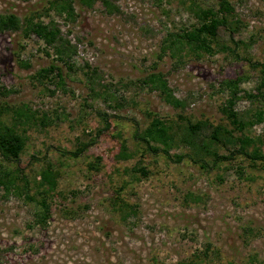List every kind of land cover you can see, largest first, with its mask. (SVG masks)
I'll list each match as a JSON object with an SVG mask.
<instances>
[{"label":"rangeland","instance_id":"rangeland-1","mask_svg":"<svg viewBox=\"0 0 264 264\" xmlns=\"http://www.w3.org/2000/svg\"><path fill=\"white\" fill-rule=\"evenodd\" d=\"M50 1L0 0L2 14L54 20L76 48L69 69L35 35L0 32L1 119L25 138L17 163L0 156V175H25L33 196V178L49 162L57 182L47 196L45 224L37 222L39 209L25 192L0 186V264H248L252 256L264 263V162L240 154L216 165L210 157L204 166L187 156L177 162L151 153L135 136L154 117L179 123L183 116L231 129L220 112L227 98L221 82L237 77L257 98L240 99L236 109L264 112V88L257 90L264 0H228L240 28L233 41L220 29L218 43L230 50L182 51L180 60L165 38L195 25L194 10L217 8V0H108L117 7L112 13L103 0L91 6L72 0L74 21L49 9ZM52 63L64 88L55 73L35 77ZM152 72L167 80L183 108L142 84ZM98 111L108 115V128ZM250 136L259 138L264 153V121ZM91 141L78 156L69 154ZM123 141L132 154L127 160L116 157ZM175 153L190 148L170 150ZM134 166L147 174L133 172Z\"/></svg>","mask_w":264,"mask_h":264},{"label":"trees","instance_id":"trees-1","mask_svg":"<svg viewBox=\"0 0 264 264\" xmlns=\"http://www.w3.org/2000/svg\"><path fill=\"white\" fill-rule=\"evenodd\" d=\"M218 6L202 8L197 7L194 10L196 24L189 29L183 30L181 33H169L164 40V45L170 50V54L181 59L182 51L185 55L188 51L199 56L203 54L213 55L219 51L230 50L226 44L218 43L219 31L230 35L233 41L234 32L239 31L240 22L235 18L234 7L228 0H217ZM80 4L91 6L93 0H79ZM107 11L112 13L117 10V7L112 5L108 0H103ZM50 8L54 12L64 17L68 21H74L77 17L72 0H51ZM24 38L35 35L40 39L45 47H51L56 56V60L66 64L69 69H72L73 64L69 61L76 52L74 45L68 39L63 37L61 29L54 20L48 22L35 21L34 16L24 17L23 21L13 13H0V32L19 31ZM165 48L161 49L164 53ZM49 55L47 50H44ZM180 58V59H179ZM25 66H29L27 63ZM88 67V65H86ZM261 81L257 87L258 94H262L264 88V64H261ZM51 73H55L57 77L56 84L64 88L65 82L61 74L60 68L56 64H50L45 68L39 69L35 77L38 79L47 78ZM242 78L223 80L221 88L227 91V98L220 106V112L227 119L231 129L223 126H211L208 122L197 121L192 122L183 116H180L181 122L164 121L158 117H154L151 122L140 132L136 130L135 136L144 145V147L153 154L162 152L167 159H173L177 162L185 156L189 157L195 163L206 165V158L210 157L212 164L216 165L221 160H229L235 154H240L248 157L252 161L260 160L264 162V153L261 152L256 141L259 138L250 136V131L254 125L264 121L263 110H246L240 112L236 109L237 103L242 98L253 100L257 95L252 92L242 90L240 88ZM142 84L149 87L150 90L158 91L161 99L168 105L174 108H183V100L174 96L172 89L169 87L167 80L159 73L152 72L142 79ZM94 94L97 91L90 88ZM244 93V95L241 94ZM19 114L22 110L17 111ZM99 117L105 122V129L109 127L108 115L106 112L98 111ZM2 111L0 110V156L4 161L17 163L20 153L23 150L25 138L20 135L14 126L5 124L2 119ZM26 119L29 116L25 117ZM210 127V129H208ZM208 129V134H203V130ZM233 131L239 133L235 135ZM91 142H80L75 151L69 152L72 156H78ZM185 146L190 148V153L186 154H170V150L175 147ZM251 147V149H250ZM225 153H221L222 150ZM132 154L128 152L126 144L123 141L120 146V151L116 157L119 160H127ZM141 172L144 175L147 171L142 166H134L133 172ZM36 177L38 179L36 180ZM17 181H22L23 186H19ZM35 193L30 196L28 189L30 181L25 175H20L6 172L0 175V186L6 192L23 191L26 197L33 201L38 207L37 222L45 224L49 217V204L47 196L54 192L57 186L56 174L52 165L47 162L41 166L36 176L33 178ZM248 264H264L252 256L249 258Z\"/></svg>","mask_w":264,"mask_h":264}]
</instances>
